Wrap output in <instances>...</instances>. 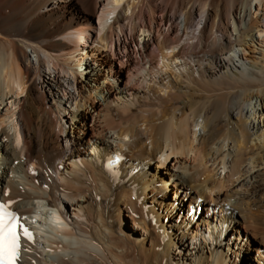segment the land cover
<instances>
[{"label":"bare ground","instance_id":"bare-ground-1","mask_svg":"<svg viewBox=\"0 0 264 264\" xmlns=\"http://www.w3.org/2000/svg\"><path fill=\"white\" fill-rule=\"evenodd\" d=\"M99 1L0 0L20 264H264V0Z\"/></svg>","mask_w":264,"mask_h":264},{"label":"snow or ice","instance_id":"snow-or-ice-1","mask_svg":"<svg viewBox=\"0 0 264 264\" xmlns=\"http://www.w3.org/2000/svg\"><path fill=\"white\" fill-rule=\"evenodd\" d=\"M22 218L0 203V264H18L22 237L28 241L33 235L21 222Z\"/></svg>","mask_w":264,"mask_h":264},{"label":"rangeland","instance_id":"rangeland-1","mask_svg":"<svg viewBox=\"0 0 264 264\" xmlns=\"http://www.w3.org/2000/svg\"><path fill=\"white\" fill-rule=\"evenodd\" d=\"M104 5H105V3L103 2V1H99V4H98V10H100L99 11V14L97 15V16H95V17H93V22H91V24H88V25H84V26H82L83 28H89V36H90V41H91V45H93L94 44V42L98 39V35H99V19H98V17H99V15H100V13L102 12V10L104 9ZM71 32H73V30L72 31H70L69 33H71ZM66 36V35H65ZM64 38V36H61V37H59V39L60 40H64L63 39ZM72 52L73 51V47L71 48V50H69V51H66L65 53L64 52H61V53H58L57 55H55V56H57V57H59L60 55H62L63 53L64 54H66V53H68V52ZM61 57V59L62 60H64L65 58H64V56L62 55V56H60ZM57 69V68H56ZM59 69V68H58ZM59 71H61V70H59ZM45 81H46V87H47V89H55L54 87H55V82H56V74L53 72V71H51V70H49L48 71V69L47 68H45ZM58 73V72H57ZM58 75L60 76L61 75V77H65L66 75L65 74H63V73H58ZM64 75V76H63ZM68 76V75H67ZM70 77V76H69ZM55 91H57V90H55ZM70 91L71 92H74L73 91V89L72 88H70V89H68L67 91H66V93H63V95H64V97H66L67 98V100H70Z\"/></svg>","mask_w":264,"mask_h":264}]
</instances>
